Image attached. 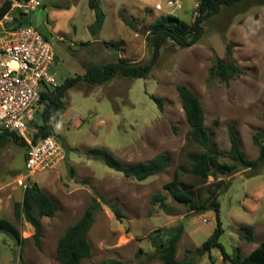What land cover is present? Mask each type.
<instances>
[{
	"label": "rangeland",
	"instance_id": "rangeland-1",
	"mask_svg": "<svg viewBox=\"0 0 264 264\" xmlns=\"http://www.w3.org/2000/svg\"><path fill=\"white\" fill-rule=\"evenodd\" d=\"M4 1L0 0V6ZM168 1L153 0L160 8L139 13V0H101L106 21L96 37L88 28L95 20L89 0H42V6L31 12L29 19L53 43L56 59L52 74L57 85H62L67 79L84 76L87 66L120 59L149 64L153 48L147 35L153 22L160 16L174 15L192 24L197 17L196 3L200 0H182L181 10L168 7ZM117 7L137 22V30L122 22ZM218 58L235 60L244 73L229 83L222 81L213 74ZM180 85L199 97L205 126L213 135L222 162L233 163L227 157L229 125L235 127L245 156L258 159L260 146L255 137L261 134L264 142V4L244 0L223 6L219 14L204 23L202 39L191 47L166 42L146 79L117 76L103 85L81 81L69 89L60 121L54 127L53 137L66 154L57 167L29 179L25 148L6 140L0 148V218L16 223L15 207L23 202L25 191L21 180L24 184L37 183L58 203L59 211L55 217L41 220L42 249L35 243V227L26 219L18 223L25 239L22 249L0 233V264H61L56 252L60 238L94 199L100 208L88 235L92 256L81 264H100L107 259L126 264H163L157 257L151 258L155 248L149 236L164 231L171 234L179 226L184 232L177 258H192L188 250L195 252L202 247L217 227L216 213L202 211L205 200L221 182L225 185L218 193L219 217L226 251L232 254L240 247L247 256L263 242L264 162L254 170L210 177L206 183L189 174L179 175L172 188L190 194L192 204L179 202L166 189L180 168H190V155L201 151L188 140L190 127L178 92ZM152 96L162 101V108ZM35 123H42L37 114ZM35 123L29 130L31 136L36 133ZM93 148L107 149L125 165L167 155L170 166L163 173L138 181L92 159L87 152ZM190 184L195 187L189 188ZM158 194L167 198L166 212L152 203ZM114 206L122 210L124 218H117ZM241 225L255 228L253 243L238 238L236 228ZM196 261L228 264L216 249Z\"/></svg>",
	"mask_w": 264,
	"mask_h": 264
},
{
	"label": "trees",
	"instance_id": "trees-1",
	"mask_svg": "<svg viewBox=\"0 0 264 264\" xmlns=\"http://www.w3.org/2000/svg\"><path fill=\"white\" fill-rule=\"evenodd\" d=\"M242 1L244 0H200L198 16L192 24L184 22L173 15L160 16L150 25L147 35V41L152 44L153 48V56L149 64L120 59L116 62L99 66H87L84 76L67 79L64 84L57 85L56 87H47L42 91L40 104L42 110L36 113L42 123L36 124L34 118L29 124V130L33 123H35L36 127V133L32 135L33 142L36 143L40 139L55 136L54 127L60 121L61 112L65 108L66 94L69 89L77 86L81 81H85L91 85H103L117 76L130 79H146L151 74L159 58L160 51L166 42L172 41L183 48L195 45L202 39L204 35V23L209 18L219 14L223 6L231 7ZM258 1L264 4V0ZM89 6L95 13V20L89 26V31L96 37L103 29L106 14L102 9L101 0H89ZM11 7V1H4L0 6V20L8 14ZM118 15L127 27L134 30L138 29L137 22L129 18L124 11H120ZM13 17L19 25H32L29 19L30 13L14 12ZM45 37L48 39L47 36ZM228 55H232V45L228 46ZM243 73L244 70L235 60L228 62L222 58H218L213 69V74L226 83H229ZM178 92L185 111L186 121L190 127L188 140L191 144L200 148L201 151L190 155V168L186 170L180 168L181 172L180 170L177 171L173 181L166 185V189L179 202L192 204L193 199L190 194L172 188L178 182L179 175L189 174L196 181L206 183L210 177L219 178L222 175H232L234 172H239L240 170L257 169L264 162V142L261 141V134L255 137V142L260 146V156L255 160L249 159L241 149L239 136L235 131V127L229 125L230 149L227 157L233 163L222 162L213 145V135L205 126V112L199 97L185 85H180ZM152 99L162 108V101L160 99L154 96H152ZM8 139L14 140V142L20 144L26 150L27 144L22 138L14 133L4 131H0V148ZM87 153L92 159L102 161L108 168L124 174L127 178H133L138 181H145L163 173L170 166V158L167 155H159L150 162L125 165L105 148H93ZM221 183L219 184L221 186L211 192L204 202L205 206L202 212L214 211L217 216V227L202 247L197 248L195 252L188 250L187 254L193 253L192 258L187 255L184 260H179L177 258L178 244L184 232L183 226H179L171 234H166L164 231L163 233L155 232L149 236L151 244L155 248V253L151 256L152 259L157 257L163 264H196L197 259L211 254L216 249L220 252L222 260L228 264H264V241L247 256L243 255L240 247H237L230 254L221 243L224 229L219 217L220 202L218 200V193L222 190L223 185H225ZM180 185L182 186V184ZM194 187L193 184L189 186L191 189ZM166 199V196L158 194L152 199V203L154 205L158 204L166 212ZM98 208H100V203L97 199H94L83 216L74 225L69 227L60 238L56 252L57 260L61 264H81L84 260L91 258L92 247L88 235L93 226L95 213ZM112 209L118 219L124 218L122 210L118 206H114ZM58 211V203L37 183L29 182L24 191L23 202L16 204L15 207L16 223L5 218H0V233L14 240L22 249L25 239L22 237L18 223L26 219L27 222L35 227V243L39 249H42L43 229L41 220L44 217H55ZM236 233L242 241L249 243L255 241V228L252 226H238ZM22 264L27 263L22 261ZM100 264L126 263L118 259H107Z\"/></svg>",
	"mask_w": 264,
	"mask_h": 264
},
{
	"label": "built area",
	"instance_id": "built-area-1",
	"mask_svg": "<svg viewBox=\"0 0 264 264\" xmlns=\"http://www.w3.org/2000/svg\"><path fill=\"white\" fill-rule=\"evenodd\" d=\"M9 1L11 10L0 20V131L14 133L26 142V170L30 179L37 172L57 167L66 156L53 136L34 143L29 134L42 91L57 86L52 74L56 55L53 43L36 27L19 25L13 17L14 12L36 11L42 0ZM199 4L196 3L197 9ZM167 5L174 10L183 8L182 0H169ZM20 183L26 189L29 182Z\"/></svg>",
	"mask_w": 264,
	"mask_h": 264
},
{
	"label": "crops",
	"instance_id": "crops-1",
	"mask_svg": "<svg viewBox=\"0 0 264 264\" xmlns=\"http://www.w3.org/2000/svg\"><path fill=\"white\" fill-rule=\"evenodd\" d=\"M139 1H140V6L138 7L139 13L143 12L146 9H153V10H155L156 7L157 8L159 7V2L154 3L153 0H139ZM119 12H120V9H119V7H117V14H119ZM118 17H119V15H118ZM250 253H251V250L249 251V254Z\"/></svg>",
	"mask_w": 264,
	"mask_h": 264
}]
</instances>
